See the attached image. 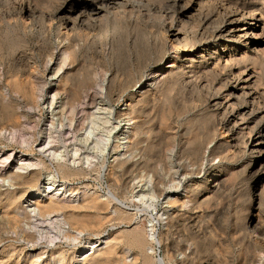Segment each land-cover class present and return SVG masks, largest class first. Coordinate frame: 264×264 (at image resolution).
Instances as JSON below:
<instances>
[{
	"label": "rangeland",
	"instance_id": "374dc122",
	"mask_svg": "<svg viewBox=\"0 0 264 264\" xmlns=\"http://www.w3.org/2000/svg\"><path fill=\"white\" fill-rule=\"evenodd\" d=\"M86 1L0 0V264H77L99 237L119 238L107 263L118 264L139 257L136 235L154 248L153 261L170 249L180 264H264V181L254 175L248 132L224 128L239 73L255 93L239 103L264 112V0ZM229 19L249 31L226 48L211 35ZM205 48L213 54L200 56ZM186 58L193 64L181 68ZM165 69L172 75L138 89ZM133 95L140 102L128 106ZM125 135L132 148L123 155ZM62 166L81 171L65 177ZM218 170L227 178L204 197ZM44 185L70 207L25 219L34 208L28 199ZM89 195L97 204L81 208ZM11 197L22 230L14 213L3 215ZM65 213L73 216L67 225ZM63 227L83 234L78 245L55 240L65 254L59 263L60 253L39 244L50 246ZM136 263L145 264L141 256Z\"/></svg>",
	"mask_w": 264,
	"mask_h": 264
},
{
	"label": "bare ground",
	"instance_id": "6f19581e",
	"mask_svg": "<svg viewBox=\"0 0 264 264\" xmlns=\"http://www.w3.org/2000/svg\"><path fill=\"white\" fill-rule=\"evenodd\" d=\"M92 0H87V4H89V2H91ZM96 2H103V0H94ZM85 2V4H86ZM92 3V2H91ZM97 4V3H96ZM102 4V3H101ZM72 5V4H71ZM80 5V4H79ZM104 5V4H103ZM71 7V6H70ZM97 7V6H96ZM77 9V8H76ZM79 10V9H78ZM80 10H85V7L84 6H81L80 7ZM248 10L246 11H242V15L244 17H250V18H254L255 17V14L254 13H250V12H247ZM80 12V11H79ZM82 12V11H81ZM80 12V13H81ZM89 13V12H87ZM93 14V13H91ZM260 14V13H259ZM90 15V14H89ZM68 16V15H67ZM73 16V15H72ZM235 16V15H234ZM262 16V15H261ZM75 17V16H74ZM259 17V16H258ZM264 17V16H263ZM65 18V17H64ZM74 20H76V17L73 18ZM253 20V19H252ZM66 21V20H65ZM68 21V20H67ZM77 21V20H76ZM90 21V20H89ZM238 21V20H237ZM67 24V23H66ZM239 23H235L234 19H229L228 21H225L223 24H221L220 27H218L211 35L212 38L215 40V44L217 43V45H220V46H224L226 48L227 47V44H225L224 42H230V41H235L237 39V37L239 36L241 39L243 37L246 36V34L248 33L249 29H245L243 27H241L240 25H238ZM72 28H75L76 27V24L75 22L73 21L72 22ZM70 27V26H69ZM70 29V30H71ZM252 34L255 36V30H254V27H252ZM69 32V31H68ZM71 32V31H70ZM261 36V35H260ZM182 37V36H181ZM238 37V38H239ZM239 38V39H240ZM174 39V38H173ZM176 39V37H175ZM181 39V38H180ZM182 39H184L182 37ZM240 39V40H241ZM212 40V39H211ZM166 41V40H165ZM173 41V40H172ZM178 40H176L177 42ZM182 41V40H181ZM184 41V40H183ZM242 41V40H241ZM158 42V41H157ZM175 42V41H174ZM175 42V43H176ZM239 42V41H238ZM226 48H223V50H226ZM166 50V49H165ZM216 50V49H215ZM261 50V48H260ZM214 51V50H213ZM261 52L264 54V49L261 50ZM217 53V52H216ZM220 53V52H219ZM181 54V53H180ZM198 54V53H197ZM200 56L204 57V56H208V55H211L213 54L212 53V49L211 48H205L204 50L200 51ZM221 54V53H220ZM196 55V54H195ZM254 55V53H253ZM257 55H261V54H257ZM194 56V55H193ZM197 56V55H196ZM217 56V54H216ZM164 55L162 53H159L156 55V57L154 58L155 60H157V62H160L164 59ZM190 57V56H189ZM193 58V57H192ZM223 58V57H222ZM264 58V57H263ZM69 59V58H68ZM181 59V58H180ZM200 59V58H199ZM217 59V58H216ZM226 59V58H225ZM224 60V59H223ZM227 60V59H226ZM225 60V61H226ZM194 60L192 59H189V58H186L184 59L182 62H181V65L180 67H184L188 64H193ZM224 62V61H223ZM238 62V61H237ZM177 64V61L176 60H173V65L172 66H175ZM178 65V64H177ZM217 65V63H216ZM172 66H170L172 68ZM215 66V64L213 65ZM218 66V65H217ZM74 67V66H73ZM164 68H167L165 67V65L163 66ZM72 68V67H71ZM51 69V67H50ZM71 70V69H70ZM171 70V69H170ZM231 70V69H230ZM247 70V69H246ZM188 72V71H187ZM240 72V70H239ZM173 73V71H166V69L163 71V72H160L159 70L154 72L153 76L149 77L147 79V81L141 83L139 85V88L138 89H143L145 86H146V83L149 82V81H152V80H162V79H166L168 78L169 76H171ZM245 73H239L238 76H236L234 78V80L232 81V83H230V86L232 89L230 90V94H229V99H228V102L226 103V105L228 104V107H227V110H231V112L229 113L228 117H227V120L225 125H224V128L227 127L228 128V131L229 133L232 132V134L235 135V133L237 131H247L248 132V136H249V141H248V145H249V149H250V153H252V156H254V160H253V164L255 166V177L257 179L260 180V182L262 183L264 181V112L262 110H260L259 108H257V106L255 105V102H252V104H241L239 103L240 100L242 99V97H246L247 94L250 95V97L252 98V96L255 95V93L251 92L248 90L249 88V84H250V81L249 79H245ZM230 77V76H229ZM253 77V76H252ZM60 78V77H59ZM257 78V77H256ZM231 79V78H230ZM65 80V79H63ZM167 81V80H166ZM256 81V80H255ZM159 82V81H158ZM258 82V81H256ZM254 82V83H256ZM58 83V82H57ZM56 83V85H57ZM253 83V82H252ZM59 85H57L58 87ZM259 88V87H258ZM252 89V88H251ZM227 91V90H226ZM46 92V91H45ZM150 92V91H149ZM239 92H241L240 94H238ZM259 92V91H258ZM139 93V92H138ZM142 93V92H141ZM225 93V92H224ZM140 94V93H139ZM219 94V92H218ZM261 94V93H260ZM220 95V94H219ZM218 95V96H219ZM140 95H133L132 96V99H131V103L129 102V104H127L128 106H132L133 104L135 106H137V104H139L140 102ZM214 97V96H213ZM212 97V98H213ZM221 97V96H220ZM261 97V96H260ZM131 98V97H130ZM223 98V97H222ZM256 99V98H255ZM224 100V99H223ZM258 100V99H257ZM226 101V100H225ZM243 103V102H242ZM258 103H260L258 101ZM257 104V103H256ZM263 104V103H261ZM168 105V104H167ZM221 105V104H220ZM259 105V104H258ZM168 107V106H167ZM214 108V107H213ZM216 109V108H215ZM221 111V110H220ZM136 114V111L134 112ZM226 115V114H225ZM263 115V116H262ZM222 116V115H221ZM226 117V116H225ZM126 118L128 119L127 122L124 124L125 126H127V132L132 134L133 133V127L134 126V123L135 122H132L131 123V120L132 118L130 116H128V113H126ZM222 119V118H221ZM135 120V119H134ZM219 120V119H218ZM261 120V121H259ZM221 122V120H220ZM222 125V124H221ZM229 125L231 126V129L229 130ZM220 128V127H219ZM213 129V128H212ZM217 131V130H216ZM126 132V133H127ZM218 132V131H217ZM216 132V133H217ZM226 132V131H225ZM221 133V132H219ZM227 133V132H226ZM125 134V133H124ZM128 135V136H131V135ZM128 136H124L122 139H121V143L118 145L119 148H120V152H123V155L125 154H128V150H129V146L131 144V141L130 139L128 140ZM231 136V135H230ZM226 137V136H225ZM248 138V137H247ZM132 139V138H131ZM243 139V138H242ZM246 139V138H244ZM232 140V139H231ZM241 140V139H239ZM233 141V140H232ZM214 142V141H213ZM227 142V141H226ZM237 142V141H236ZM244 142V141H243ZM239 143V141H238ZM237 143V144H238ZM240 145V144H239ZM248 145L246 147V149L248 148ZM232 147V146H231ZM132 148V147H131ZM218 148V146H217ZM212 151V148H210V146L207 148V151L205 153L206 154H209L211 153ZM228 152V151H227ZM245 152V151H244ZM203 154V153H202ZM122 155V154H121ZM125 158V157H124ZM127 158V157H126ZM206 158V157H205ZM123 160V159H122ZM124 162V161H123ZM120 164V163H119ZM60 168V167H59ZM219 169V168H218ZM228 169V168H227ZM63 174L65 175V177L68 175H74L76 173H78V171H81V170H76L75 168L74 169H67L66 166H62L61 168ZM87 170V169H86ZM85 170V171H86ZM223 170V169H222ZM226 170V169H225ZM229 170V169H228ZM232 170V169H231ZM220 171V170H218ZM229 172V171H228ZM15 174V173H14ZM228 174V173H227ZM231 174V173H230ZM214 176V180L213 181H210L208 184V186L205 188V193L203 194L204 197L206 195H208V193H210L211 191L215 190V189H219V187L221 186V184L223 183L224 180V177L227 178V176L224 175L223 172H215L213 174ZM232 176V175H231ZM31 177V176H30ZM70 177V176H69ZM210 178V177H209ZM19 179V177H18ZM50 179V178H49ZM207 179V178H206ZM211 179V178H210ZM51 180V179H50ZM229 180V179H228ZM36 182V177L35 175H33L31 177V179L29 180V183L30 184H33ZM198 183V182H197ZM203 184V182L201 183ZM206 184V183H205ZM213 184V186H211ZM35 185V184H34ZM204 185V184H203ZM202 185V187H203ZM264 185V184H263ZM30 186V185H29ZM49 186H51V184H49ZM47 185V187L44 185L42 186L38 192L35 194V195H32L30 196V198L28 199V201L32 202V205L30 206H34L33 209H29V211H27L26 213H24V217L25 219L26 218H29V219H32L34 217H50L51 215H53L54 213H57V212H62L63 210L67 209L68 207H70L68 205V202H67V205L62 203L60 200H58V197H57V193H53V192H50L49 191V187ZM200 186L199 185V189H200ZM197 187V188H198ZM223 187V186H222ZM178 188V187H177ZM264 188V187H263ZM52 189V188H51ZM181 189V188H180ZM179 189V190H180ZM191 189V188H190ZM257 189V188H256ZM255 189V190H256ZM262 190V189H261ZM260 190V191H261ZM199 191V190H198ZM203 191V190H202ZM204 192V191H203ZM214 192V191H213ZM264 192V191H263ZM217 193V192H216ZM213 194V193H212ZM211 195V194H210ZM257 195V194H256ZM27 196V195H26ZM178 196V195H177ZM174 197V198H171L170 201H177L179 200V196L178 197ZM41 197L43 199H41ZM92 195L87 198L86 202H84V204L82 205L81 208H87L89 206H91L92 204H97L95 201H97L96 199L94 198H91ZM96 197V196H95ZM209 198V197H208ZM210 199V198H209ZM109 200L114 202L116 200V198L114 196H110L109 197ZM19 202V200L15 197H11L8 201L7 204H5V206L7 207L8 210H6V212L3 214L5 216H9L11 213H14V216H13V219L15 220L16 223H18L19 225L16 226V228H19L20 230H22L23 226L20 225L21 221V217H20V213L17 211L18 208L14 207L13 204L14 203H17ZM109 202V201H108ZM121 202V201H119ZM82 203V202H81ZM110 203V202H109ZM260 203H261V200H259L258 204V208L261 207L260 206ZM170 204V203H169ZM176 204V203H175ZM105 207L108 206V204L104 203ZM263 205V204H262ZM16 206V204H15ZM76 206V205H75ZM94 206V205H92ZM99 206V205H98ZM4 207V206H3ZM77 207V206H76ZM92 209V208H91ZM95 209V208H94ZM101 209V208H100ZM176 209V208H175ZM87 210V209H86ZM99 210V209H98ZM13 211V212H12ZM68 213L69 210H67ZM71 211V210H70ZM84 211V210H83ZM104 211V210H103ZM2 212V211H1ZM76 213V212H75ZM74 213V214H75ZM258 214V213H257ZM2 215V216H3ZM67 213H65V216L62 220V224L64 225H67L68 222L70 223L71 222V219L73 218L72 214L71 215H68ZM80 215V214H78ZM174 215V214H173ZM261 216V215H260ZM256 217V216H255ZM262 217V216H261ZM58 218V217H57ZM257 218V217H256ZM264 218V217H263ZM76 219V218H75ZM118 219V218H117ZM126 219V218H125ZM65 220V221H64ZM263 220V219H262ZM23 221V220H22ZM60 221V220H59ZM74 222V221H73ZM85 222V221H84ZM257 222H259V220H257ZM256 222V223H257ZM23 223V222H22ZM95 223V222H94ZM93 223V224H94ZM75 223H73L74 225ZM70 225V224H69ZM77 225V224H76ZM96 225V224H95ZM261 225V224H260ZM253 229H257V224L253 225L252 224ZM55 228V227H54ZM66 228V227H65ZM76 228V227H75ZM252 229V230H253ZM25 231V230H24ZM82 231V230H81ZM18 232V231H17ZM26 232V231H25ZM257 232V231H256ZM49 233V232H48ZM259 233V232H258ZM83 232H78L76 233V231L73 230V227L70 228L68 227V229H64V227L61 229V231L58 233L57 237L56 238H53L50 243L51 245H47L46 246L43 244V243H40L37 241L36 244H39L40 245V250H44V249H48L50 252V255L52 257H55V254L57 253H60L61 254V258H58V262L59 263H63V259H64V250L62 251L61 250V245L60 243H56L55 240H57V238H60V236H62V238L66 241H73L77 244L78 241H80V238L82 236ZM123 234V233H122ZM257 234V233H256ZM132 235V234H130ZM59 236V237H58ZM134 236V235H133ZM132 236V237H133ZM154 236V235H153ZM253 236V235H252ZM262 237V236H261ZM127 239V238H126ZM251 239V238H250ZM253 239H256L253 237ZM261 239V238H260ZM121 240V238H120ZM118 241H119V238H102V237H99V239L95 242H92L89 246H87L85 249H83L84 251L82 252V255L81 256H76V252L74 251V255L76 256L75 258H78L79 261L77 262V264H107L110 260V258L114 255V254H117V251H116V248H117V244H118ZM158 241V240H157ZM254 241V240H253ZM263 241V240H262ZM251 242V241H250ZM256 242V241H255ZM260 243V242H259ZM131 244L133 247H135L136 249H138L139 251V257L141 256V259L143 258V263L145 264H180L179 263V259L177 256H175L176 254L170 250V249H166V253H165V256L157 261H153L152 259V256L151 254L154 252V248L153 247H148L147 246V243L142 239V237L136 235L135 237H133V240L131 241ZM262 244V243H261ZM264 244V243H263ZM262 244V245H263ZM25 245V244H24ZM78 245V244H77ZM77 245H74V247H76ZM102 245H105L103 248H101ZM253 245V244H252ZM23 246V245H22ZM130 246V245H129ZM157 246L160 247V243L157 242ZM73 247V248H74ZM131 247V246H130ZM25 247H23V251H24ZM66 249V248H65ZM22 250V249H21ZM149 250L151 252H149ZM137 251V250H135ZM6 252V251H5ZM91 252V253H90ZM116 252V253H115ZM43 253H41L40 255H38L37 257H40L42 258ZM72 254V252H71ZM79 254V253H78ZM133 257H127V256H122L120 257V262L118 264H129V263H135V262H138L139 260V257H138V254L136 256V254L133 253ZM69 257V256H68ZM115 257V256H114ZM118 257V256H117ZM73 259V257H72ZM71 259V260H72ZM116 259V260H114ZM113 260L116 262L117 261V258L115 257ZM42 260V259H41ZM45 261V260H44ZM74 261V260H73ZM183 261V260H182ZM140 262V261H139ZM254 262V261H253ZM27 263V262H26ZM110 263V262H109ZM183 263V262H182ZM246 263V262H245ZM64 264V263H63ZM114 264V262H113ZM137 264V263H136ZM139 264V263H138ZM142 264V263H140Z\"/></svg>",
	"mask_w": 264,
	"mask_h": 264
}]
</instances>
